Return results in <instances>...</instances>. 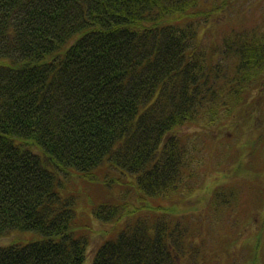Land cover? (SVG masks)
Listing matches in <instances>:
<instances>
[{"label":"trees","instance_id":"trees-1","mask_svg":"<svg viewBox=\"0 0 264 264\" xmlns=\"http://www.w3.org/2000/svg\"><path fill=\"white\" fill-rule=\"evenodd\" d=\"M217 8L206 0H0V237L39 236L0 245V264H85L93 218L112 226L90 264H180L177 247L190 233L158 210L190 161L180 128L209 129L223 114L236 123L241 106L252 118L247 97L264 84L263 31H242L217 52L199 42L198 17L206 24ZM261 127L249 152L262 171L264 120ZM248 156H238L233 175H246ZM233 175L220 178L213 206ZM73 176L120 196L90 203L89 192L70 189ZM78 196L89 197L86 223ZM141 212L148 220L137 219Z\"/></svg>","mask_w":264,"mask_h":264},{"label":"rangeland","instance_id":"rangeland-1","mask_svg":"<svg viewBox=\"0 0 264 264\" xmlns=\"http://www.w3.org/2000/svg\"><path fill=\"white\" fill-rule=\"evenodd\" d=\"M206 6L213 10L215 6H220L206 24L204 20L207 17H198L200 30L197 36L206 49L224 50V43L237 40L243 35L240 34L242 31L264 32V0H206ZM247 100L250 105L252 102L255 105L253 120L251 114L248 116L250 122L244 118L250 109L239 106L236 123L232 117L223 114L209 129L195 123L183 124L180 128L182 139L190 150L187 154L190 161L184 170L179 191L162 196L165 197L159 199L162 208L158 209L172 214L174 222H177L175 225L184 227L190 233V236L188 233L183 236L177 247L180 264H264V169L261 171L258 165L261 160L257 161L249 152L251 148L259 147V140L251 143L250 140L262 128L264 84L261 88L255 86ZM239 155H249L241 164L247 172H244L246 175L238 173L236 176L233 175V167ZM103 172V169L96 171L100 180ZM228 174L233 176L222 180L228 182L223 185L221 190L224 193L218 196L213 206L214 191L221 187L217 183ZM210 185L213 191H210ZM69 186L82 197L84 192H89L90 203L108 200L111 195L120 196L118 187L104 191L97 181L86 183L76 176L72 177ZM81 196H78L79 216L81 223H86L91 207L88 200ZM167 205L179 208L164 210ZM147 216L141 212L137 219L148 220ZM167 218L169 216L159 215L157 221ZM111 226L112 223L100 224L92 219L85 264H90L93 251L105 235L103 232ZM114 230H118L116 226ZM33 234L38 236L32 231L15 230L1 236L0 245L27 240ZM254 244L259 245L256 256L252 250ZM193 247L199 249L194 251Z\"/></svg>","mask_w":264,"mask_h":264},{"label":"bare ground","instance_id":"bare-ground-1","mask_svg":"<svg viewBox=\"0 0 264 264\" xmlns=\"http://www.w3.org/2000/svg\"><path fill=\"white\" fill-rule=\"evenodd\" d=\"M38 237H39V236H37V237L35 238V240L38 239ZM30 238H31V237H30Z\"/></svg>","mask_w":264,"mask_h":264}]
</instances>
